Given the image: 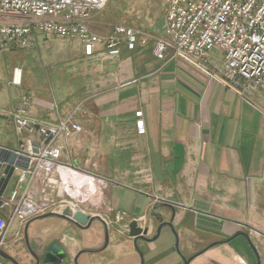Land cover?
I'll list each match as a JSON object with an SVG mask.
<instances>
[{
  "label": "crops",
  "instance_id": "0c3cea01",
  "mask_svg": "<svg viewBox=\"0 0 264 264\" xmlns=\"http://www.w3.org/2000/svg\"><path fill=\"white\" fill-rule=\"evenodd\" d=\"M106 16L93 11L89 27L107 35ZM156 37L123 44L116 57L101 45L86 56L76 42L62 54L56 84L35 87L29 115L39 121L54 123L78 108L82 131L60 141L59 162L108 187L98 202L81 204L98 216L88 228L57 216L56 232L38 218L11 224L1 250L19 264L34 262L26 236L38 254L57 241L64 253L58 264H264V91L240 78L221 83L222 54L209 53L210 74L171 48L158 59ZM1 95L0 118L11 121L18 99L6 109ZM18 146L0 133V147ZM134 219L150 221L148 237L166 221L174 232L165 225L153 242L138 241L140 257L128 235Z\"/></svg>",
  "mask_w": 264,
  "mask_h": 264
},
{
  "label": "built area",
  "instance_id": "2783aa9c",
  "mask_svg": "<svg viewBox=\"0 0 264 264\" xmlns=\"http://www.w3.org/2000/svg\"><path fill=\"white\" fill-rule=\"evenodd\" d=\"M110 0H0V50L32 47L37 35L76 40L86 56L101 45L105 54L116 57L123 44H146L151 34L125 24H116L107 35L89 27L93 11H101ZM164 4L163 35L155 38L154 54L163 59L171 48L173 57L182 58L203 72L213 50L222 54L220 81L227 85L240 78L264 91V0H161ZM21 70L16 68L12 84L19 85ZM30 98L23 96L11 115L24 143L18 154L28 158L27 167L15 166L11 188L0 196V249L14 221L19 228L46 213L82 210L84 191L73 196L63 180L64 173H77L59 162V141L80 133L75 111L54 123H44L28 115ZM78 109V108H75ZM140 113H138V117ZM137 129L143 131L138 119ZM37 134L36 137L34 135ZM81 173V172H78ZM3 174L0 172V177ZM90 188L94 176L85 175ZM10 183V182H9ZM73 182L69 186H72ZM8 187V186H7ZM83 211V210H82ZM19 234V231L16 232ZM0 264H5L0 259ZM54 264V263H48Z\"/></svg>",
  "mask_w": 264,
  "mask_h": 264
},
{
  "label": "rangeland",
  "instance_id": "374dc122",
  "mask_svg": "<svg viewBox=\"0 0 264 264\" xmlns=\"http://www.w3.org/2000/svg\"><path fill=\"white\" fill-rule=\"evenodd\" d=\"M163 6L164 5L161 0H110L105 8L101 10V13L103 15H107L106 24L111 29L116 24H125L137 29H143L151 34V36L161 37V26L162 23L164 24ZM37 36L42 38L38 39L39 44L37 43V45L35 46L33 44L32 47L26 49H14L11 51L0 50V95L4 94L3 105H5L6 109L9 106L11 97H13L14 95L18 99L17 104L20 102L23 96L29 97L30 107L32 104V96H34L35 87H39V89H43V91H48L49 86L56 84L53 80L54 78H52V75H54V72L58 71L55 76H60V69L62 65L61 61L64 59V55L62 56L64 50L73 49L74 45L76 46V42H78L76 40L62 39L59 37L47 38L43 35ZM212 52L217 55L221 54L218 51ZM16 68L21 70L20 84L17 86L12 84V75L14 69ZM0 102L2 101L0 100ZM17 104L15 105V107L17 106ZM15 107L12 108V111L15 109ZM12 111L9 113L11 121L5 119L3 120L0 118V133H9L12 139L16 137V139L19 141L20 146L24 143V139L26 138V136H24V134L19 135L20 133L17 131V128L15 127L13 122V117L11 115ZM74 111L76 115L78 109H74ZM30 117L36 119L32 116ZM63 117L65 116H58L54 122ZM1 125H3V127H1ZM10 126H12L13 130L10 129ZM36 136L37 134L34 135V137ZM58 144H60V141ZM61 145L62 147L64 146L63 144ZM19 146L16 148L19 149ZM23 155L26 156L25 154ZM61 158L63 159L64 156L62 155ZM76 171L77 173L73 174L65 173L67 175V181L63 178L66 185L70 187L68 189L70 193L73 191H84V194L87 197V202H92L93 200L95 202H98L97 198L100 197V193H103V195L105 194L107 190L106 187H108V182L102 179L104 183L101 184V179L95 177L94 185L92 186V188H90L89 184L86 182V177L84 176V174L78 173V170ZM62 173H64V171ZM76 177L83 180V183H81L80 186L76 184L78 181ZM71 182H73V185L69 186ZM12 184L13 182L11 180L8 184L7 191L10 189ZM71 194L73 196H76L78 193ZM78 204L80 208L81 204L82 206L85 205L83 204V202ZM0 211L2 213H5L6 209L2 208ZM36 221L42 226H47L51 232L59 231L62 228L59 220L55 218V216L38 218V220ZM14 222L12 225L15 224ZM17 231H19L20 234V230ZM5 241H7V238H5ZM4 245L5 243L2 245L1 249L6 250V247ZM6 263L11 264V262L9 261H6Z\"/></svg>",
  "mask_w": 264,
  "mask_h": 264
},
{
  "label": "water",
  "instance_id": "95a60500",
  "mask_svg": "<svg viewBox=\"0 0 264 264\" xmlns=\"http://www.w3.org/2000/svg\"><path fill=\"white\" fill-rule=\"evenodd\" d=\"M18 148H7V147H0V172L3 174V176L0 177V196L4 193L6 190L11 176L14 171L15 166L20 167H27L28 159L23 154H18ZM1 205V202H0ZM48 216H57L60 218L67 219L71 222H73L76 226L81 228H88L92 221L98 218V216L95 215H89L85 211L77 210L75 212H72L69 208H65L62 213H46L41 216H38L36 218H45ZM158 219L162 220V215L159 213L157 214ZM169 226L171 232H174L173 226L171 221L161 222L156 230V234L153 237H148L149 227H150V221L148 220H132L128 224V235L129 237L133 238V245L135 250L139 253V256H142L141 250L138 246V241H142L145 243H151L154 240H156L159 237L160 231L162 226ZM108 232L105 231V244L106 247L108 243ZM25 242L27 244V247L29 249V253L33 257V264H46V263H54L58 264L64 257V253L62 251L61 245L54 241L52 242L43 253L38 254L36 251H33L27 242V236L25 237ZM250 243V242H249ZM251 245V243H250ZM252 247V246H251ZM41 255H43V258H41ZM0 256L3 259L9 260L13 264H19L14 258L6 254L3 250L0 249Z\"/></svg>",
  "mask_w": 264,
  "mask_h": 264
},
{
  "label": "bare ground",
  "instance_id": "6f19581e",
  "mask_svg": "<svg viewBox=\"0 0 264 264\" xmlns=\"http://www.w3.org/2000/svg\"><path fill=\"white\" fill-rule=\"evenodd\" d=\"M63 171H64V170H62V172H63ZM63 174H65V173H63ZM63 174H62V175H63ZM65 175H66V174H65ZM63 178L66 179V181H67V176H63Z\"/></svg>",
  "mask_w": 264,
  "mask_h": 264
},
{
  "label": "flooded vegetation",
  "instance_id": "af4514ba",
  "mask_svg": "<svg viewBox=\"0 0 264 264\" xmlns=\"http://www.w3.org/2000/svg\"><path fill=\"white\" fill-rule=\"evenodd\" d=\"M47 248V247H46ZM45 251V250H44ZM41 258H43V255H41ZM46 264H48V263H46Z\"/></svg>",
  "mask_w": 264,
  "mask_h": 264
}]
</instances>
